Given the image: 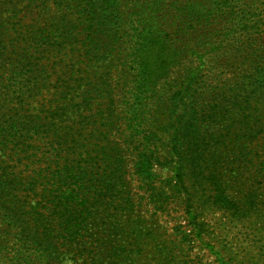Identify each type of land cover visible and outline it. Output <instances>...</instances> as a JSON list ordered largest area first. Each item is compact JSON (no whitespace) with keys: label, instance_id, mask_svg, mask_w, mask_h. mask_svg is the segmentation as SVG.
Masks as SVG:
<instances>
[{"label":"trees","instance_id":"obj_1","mask_svg":"<svg viewBox=\"0 0 264 264\" xmlns=\"http://www.w3.org/2000/svg\"><path fill=\"white\" fill-rule=\"evenodd\" d=\"M162 145L185 239L264 204V0H0V264H195Z\"/></svg>","mask_w":264,"mask_h":264},{"label":"rangeland","instance_id":"obj_2","mask_svg":"<svg viewBox=\"0 0 264 264\" xmlns=\"http://www.w3.org/2000/svg\"><path fill=\"white\" fill-rule=\"evenodd\" d=\"M158 160L154 164L156 186L164 185L168 204L163 210H155L144 205L142 190L137 187L132 169L128 171V179L132 192L136 194L139 208L147 211L149 221L156 222L155 230L157 244L154 246L158 253H168L176 257L181 249L176 243H185L184 258L195 264H264V204L261 201L251 203L246 199L241 203L242 214L235 212L204 209L198 216L203 222L204 230L198 238H184V232L191 234L189 219L184 213V199L173 186L171 176L170 156L164 145L160 146ZM243 195V193H241ZM229 195L231 193L229 192ZM256 207V210H254ZM140 209H138L140 211ZM146 209V210H145ZM249 212V214H245ZM234 213V214H232ZM237 216V217H236ZM162 232V235H159ZM171 244H168V241ZM176 246V247H175ZM153 248V250H154ZM186 248L188 250H186ZM183 252V251H181ZM68 263V261H66ZM171 264V261H167Z\"/></svg>","mask_w":264,"mask_h":264}]
</instances>
